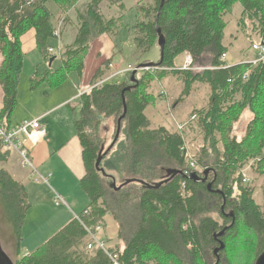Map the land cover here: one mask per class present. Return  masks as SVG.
<instances>
[{"label": "trees", "instance_id": "trees-1", "mask_svg": "<svg viewBox=\"0 0 264 264\" xmlns=\"http://www.w3.org/2000/svg\"><path fill=\"white\" fill-rule=\"evenodd\" d=\"M52 1L65 21L70 12L77 10L78 33L74 42L64 48L58 70L52 69V64L44 74L35 72L33 88L44 81L58 87L73 72L82 77L91 44L106 34L115 37L123 27L124 15L107 20L101 14L100 6L106 0H92L84 13L77 8L80 0H0V53L4 59L0 68L4 94L0 123L6 130L13 127L12 116L18 103L25 55L23 36L34 30L37 49L45 63L54 57L49 53L53 47L48 45L50 39L57 38L48 6ZM237 4L242 8L240 23L244 28L250 24L251 32L259 37L258 43L250 42L253 50V46L264 44V0H165L163 6L162 0H154L150 6L138 4L136 24L129 31L136 53L145 56L156 51L159 28L165 49L162 56L158 50L159 60L154 64L170 70L155 76L145 73L138 79L139 86L130 91L125 90L131 86L132 73L123 81L93 88L79 97L80 111L74 127L86 171L80 186L89 199L85 209L89 214L83 223L92 230L99 226L106 229L107 217L113 218L117 244L111 250L118 252L121 264H216L215 250L220 242L225 248L219 253V264H255L264 252V208L243 178L245 167L253 161L264 174V60L236 65L222 61L229 49L224 44L226 19ZM121 6L124 13L125 6ZM208 52L213 60L203 72L193 73L176 65L179 57L191 55L196 63ZM110 63L108 60L102 64L91 87L106 74ZM246 73L249 77L244 78ZM167 75L183 83L181 100L193 93L196 84L207 86L210 93L206 107L193 109L191 117L196 116V120L176 132L166 127L151 129L146 115L152 105L149 88ZM125 107V179L116 183L117 188L121 187L117 190L106 183L114 176L104 178L96 163L108 150L101 137L102 122H118ZM246 111L253 118L238 140L233 135L234 125ZM186 129H197L205 142L194 173L204 178L209 170L206 183L169 174L173 170L183 174L188 171ZM115 147L103 158L101 169ZM4 149L0 140V164L9 161L10 151ZM132 180L136 182L123 185ZM156 186L159 187L153 188ZM30 208L26 186L8 170L0 169V242L6 243V239L11 243L14 264H111L101 250L88 249V234L76 220L35 252L21 256L22 229ZM223 230V237L216 239ZM242 231L252 240L242 241Z\"/></svg>", "mask_w": 264, "mask_h": 264}, {"label": "rangeland", "instance_id": "rangeland-1", "mask_svg": "<svg viewBox=\"0 0 264 264\" xmlns=\"http://www.w3.org/2000/svg\"><path fill=\"white\" fill-rule=\"evenodd\" d=\"M91 1L92 0H80L77 6L78 10L84 13V7ZM121 4L125 6L126 10L124 13L121 10ZM138 4L150 6L154 4V0H106L102 2L100 6L101 14L107 20H116L120 18L121 15H124L123 27L115 37L110 35L102 36L99 43V46L102 47L100 50H98V45L95 44L97 40L91 44V47L92 45L94 47L93 49H90L88 53V56L91 54L90 67L93 66L92 63L96 61L104 63L109 59H112L113 64L116 67L122 68H127L128 65L141 66L143 65L142 63L146 61L156 63L159 60L158 44L155 52H151L145 56H139L136 53V46L129 31L136 24L137 19L135 7ZM48 6L53 14V22L56 29L60 28L62 33L60 41L58 38H52L48 43L49 46L58 50V54L56 55L57 60L53 63L52 67V69L58 70V68L61 67L60 56L63 54L64 48L72 44L71 42L75 40L74 36L78 33V14L77 10L72 11L69 13L70 17L68 20L65 21V19H63L64 16H61V11L55 2H50ZM241 12V6L240 4H237L234 6L233 10H231L226 19L228 27L224 44L229 47V49L225 55V61L232 65L242 62H253L256 60L257 53L251 49L250 42L253 41L258 43L260 41L259 37L251 32L250 24L244 28L240 23ZM30 32L31 31L27 32V34H30ZM27 34H25L23 38L27 36ZM105 42L111 45V49L107 50L104 48ZM25 51L26 55H24V66L20 77L18 91V103L13 113L14 119L16 121L20 119L21 121L26 119H40L41 125L49 128L50 137L46 141L51 142V140H53V142H66L69 145L67 146L68 150L65 149L61 155H58L59 153L57 152H53L52 158H54V162L56 161L58 169L63 171L65 181L70 184L67 187L56 188L54 185V179H49L48 175L44 173L43 174L46 176L44 178H47L48 184L41 178H39L38 182L34 181V176L33 178L29 177V175H33L31 169L22 167V161L15 152H10L9 161L0 164V169L8 170L15 180L19 182L22 180L24 181L28 193V202L31 205L22 229L23 242L21 244V256L35 252L54 235L66 227H64L65 224L60 225L58 222L62 219H66L64 216H67L70 213L68 209L64 207L58 208L56 207L57 205L55 206L52 189L58 192L69 205L71 204V200L78 208H86L89 205V199L82 188L79 187L80 183L76 191L72 188V180H75V178L78 177L77 173L79 171V166L77 170H74L75 167L72 160L73 150L71 146V142H78L74 121L79 115V97L85 88H87V78L86 80L85 78L82 80L81 76L76 72H73L66 77L58 87H51L48 82L44 81L38 87L33 88L32 78L34 77L35 72L38 70L40 73L44 74L49 69V63H45L43 56L38 49L30 51V48L26 46ZM97 51H99V55H97ZM187 55L184 56L185 58L179 57L176 60V65H182V68ZM212 60V55L208 52L204 56L198 58L196 63L194 62V67L191 71L193 73L203 72L211 66ZM153 67H158V65ZM158 72L162 71L159 70L150 74L155 76ZM142 75H144V73L138 72L136 76L137 79ZM124 79L125 77L123 76L118 79V82L123 81ZM155 81L152 83L154 86L150 87L148 90V94H151L152 96V105L149 106L146 111L147 117L151 120L152 129L166 127L172 132H176L179 130V125L188 124L191 120L194 108H202L208 105L210 93L207 86L198 84L194 85L195 89L193 93L189 97L181 100L183 85L176 77L165 76L163 79H160L161 82L165 83L164 87L159 86ZM161 88H164V90ZM162 91L166 92L167 95L162 93ZM163 96L165 97V101L161 98ZM252 116L253 115L249 111H246L234 125L233 135L237 137L238 140L243 138ZM117 128L118 122L114 119L104 120L102 122L101 137L105 144V150H107L113 143ZM124 130L125 122L121 123L120 137L111 157L106 159L102 164V169L105 173L108 176H114L116 183L118 184L125 179L122 157L123 146L126 145L127 139ZM186 130H188L185 131L188 134L186 142L187 159L189 163L194 162L197 165L198 159L200 158L199 153L202 148H205V142L197 129L194 132H191L189 129ZM4 150L9 151L7 148ZM61 156H65L67 161ZM80 162L81 153L79 155L78 164ZM257 164L256 161L248 164L243 171V178L244 176L246 177L245 185H250L254 190L256 202L264 208V174L259 171ZM199 169L201 170V167L198 166V170ZM201 171L203 172L204 170ZM21 172L23 174H21ZM100 174L103 176L101 172ZM105 177L106 176H104V178ZM80 181L81 180H79V182ZM106 183L110 186L113 184V181L112 179H107ZM73 184L76 185L75 182ZM59 189L65 193V196L59 191ZM65 200V204L62 206L67 205ZM74 204H71V207H75ZM215 218L220 220L218 216H215ZM106 221L105 235L109 239L117 241L116 223L111 216H108ZM242 234V241L252 240V237L249 234L244 231H242ZM240 237L241 235L236 237L237 242ZM5 241L6 243L4 241L1 243L3 250L12 260H16L13 248L10 246L11 243L6 239ZM111 246H114V244ZM247 247L248 246L245 248L247 250L246 253L249 251V248ZM21 259L22 257L19 258V260Z\"/></svg>", "mask_w": 264, "mask_h": 264}, {"label": "built area", "instance_id": "built-area-1", "mask_svg": "<svg viewBox=\"0 0 264 264\" xmlns=\"http://www.w3.org/2000/svg\"><path fill=\"white\" fill-rule=\"evenodd\" d=\"M61 30L60 28L56 31V37L60 41L61 37ZM253 50L257 53L258 58L254 60L252 63L257 64L258 62L264 60V44H258L253 46ZM49 53L56 56L58 54V50L56 48H50ZM222 61H225V57L222 58ZM194 67V59L191 55H187L184 65L182 67L183 70H192ZM168 71V68H161L158 67H151V66H133L128 65L127 68L116 67L113 63H110L106 74L99 79L96 84L89 88L88 91L92 90L93 88H103V86L107 83H112L118 81L121 77H127L131 73L137 71L142 73H152L156 71ZM249 77V73H246L244 78ZM86 91V92H88ZM84 92L81 93V95ZM80 95V96H81ZM196 120V116L191 117V121ZM186 124L179 125V130H184ZM178 130V131H179ZM48 137V132L44 126L41 125L40 119L35 120H23L16 126L11 127L10 129L6 130L2 124L0 123V140L3 143L4 148H7L10 152H15L18 154L22 161V167L31 169L33 176L37 177L36 181L41 178L45 183L48 184V180L40 176L32 162L31 158V151L33 148L37 147L39 143L44 141ZM196 164L194 162H190L188 171L185 172L186 176H190L194 173L196 169ZM244 181L246 182V177L244 176ZM183 190H185V185H183ZM55 204L57 206L65 204L64 200L60 196H55ZM89 213L87 210L83 212V215L78 214L75 215L74 220L80 222L90 239L88 244V249L93 250L95 248L101 250L110 260L111 264H121L119 254L116 250L112 251L111 246L112 244L109 242L107 236L105 235V229L101 226L97 227L95 230L90 229L83 223V218L87 216Z\"/></svg>", "mask_w": 264, "mask_h": 264}, {"label": "crops", "instance_id": "crops-1", "mask_svg": "<svg viewBox=\"0 0 264 264\" xmlns=\"http://www.w3.org/2000/svg\"><path fill=\"white\" fill-rule=\"evenodd\" d=\"M71 13V12H70ZM70 17V16H69ZM77 35V33H76ZM107 35V34H106ZM104 37V35H103ZM76 38V36H74V39ZM102 38V37H100ZM100 38L95 42L96 45H98V50H100V47L99 46V43H100ZM107 40V39H106ZM74 41V40H73ZM73 41L71 43H73ZM23 52L25 53L26 55V51H25V48L26 46L28 48H30V51H33V50H37V44H36V32L33 30H31L30 34H27V36H25L23 38ZM94 44V45H95ZM105 44V47L107 50L111 49V45L108 44V43H104ZM26 45V46H25ZM71 45V44H70ZM69 46V45H68ZM93 45L91 47V49H93ZM98 52V54H97ZM96 54L99 55V51H97ZM90 57H91V54L90 56H87V59H86V62H85V71H84V74L82 76V80L85 78H87V88H85L86 91L89 90L90 86H91V81H92V78L94 77V75L96 74V72L101 68L103 62L101 63V61H96L94 63H92L93 66L90 67ZM184 57V56H183ZM185 58V57H184ZM111 60V63H113L112 59H109ZM3 56L2 54L0 53V68L3 64ZM108 61V60H107ZM232 65V64H230ZM236 65V64H235ZM178 67H181L182 65H177ZM103 70H105L103 68ZM143 76V75H142ZM141 77V76H140ZM166 77H171L170 75H167ZM178 80V79H177ZM157 81V82H156ZM155 83H157L159 86L161 87H164L165 83L161 82L160 80H156ZM154 83V82H153ZM183 85V83H181ZM154 86V84L151 85V87ZM162 90H164V88H161ZM85 90L83 92H85ZM162 93L166 94V92L162 91ZM167 95V94H166ZM3 90H2V87L0 85V111H1V108L3 106ZM164 101H165V97H161ZM68 101V100H67ZM66 101V102H67ZM65 103V102H64ZM63 103V104H64ZM147 111V110H146ZM12 125L13 126H16L18 125L19 123H21V119L16 121L14 119V116H12ZM253 118V116H252ZM252 118L249 120V122L252 120ZM27 120V119H26ZM150 120V119H149ZM151 121V120H150ZM179 124V123H178ZM249 124V123H248ZM44 126V125H43ZM248 126V125H247ZM48 132V137L42 141L41 143H39L37 145V147L33 148V150L31 151V158H32V162L38 172V174L40 176H42L43 178L46 177L44 174H47L49 179L51 178L52 180L54 179V182H55V187L56 188H62V187H67L69 186L70 183H68L67 181H65L64 179V174H63V171L58 169L57 167V164H56V161L54 162V158H52L53 156V152H57L59 153L58 155H61L63 153V151L65 149H67V146H69L66 142H53V140H51V142H48L46 141L49 137H50V134H49V128L47 126H44ZM152 129V128H151ZM178 131V130H177ZM77 135V134H76ZM77 141L78 142H71V146H72V153H73V156H72V160H73V164H74V167L75 169L74 170H77L78 169V166H79V171L77 173L78 177L75 178V180H72V188L73 190L76 191L77 187L79 186V180H82L83 177L85 176V166H84V163H83V157H82V148H81V143L77 137ZM68 150V149H67ZM69 153V151H68ZM81 153V162L78 164V161H79V155ZM65 161H67V158L65 156H61ZM70 157V156H69ZM82 165V166H81ZM84 167V168H83ZM44 173V174H43ZM21 174H23L21 172ZM30 178H33V175H29ZM35 177V176H34ZM80 178V179H79ZM37 177L34 178V181H36ZM47 179V178H45ZM32 180V179H31ZM38 182V181H36ZM76 183V185H74L73 183ZM21 183H24V181L22 180ZM46 185V184H45ZM26 186V185H25ZM81 187V186H79ZM60 192H62L65 196V193L59 189ZM52 192L54 194V199L55 200V196H60L61 198H63L58 192H56L55 190L52 189ZM86 195V194H85ZM67 197V196H66ZM88 198V197H87ZM64 199V198H63ZM65 200V199H64ZM66 201V200H65ZM67 203V201H66ZM71 204H74L71 200ZM71 204L69 205L67 203V205H64V206H55L58 207V208H61V207H64L66 209H68L69 211V215L67 216H64V218L66 219H62L58 222V224H65V226H67L69 223H71L70 221H73L74 218H75V215H78V214H81L83 211H85V209L87 208H82V207H77L75 204V207H71ZM72 218V219H71ZM105 233V231H104ZM108 238V237H107ZM108 240H110L109 242L111 244H114L116 245L117 244V241L116 240H111L108 238Z\"/></svg>", "mask_w": 264, "mask_h": 264}, {"label": "water", "instance_id": "water-1", "mask_svg": "<svg viewBox=\"0 0 264 264\" xmlns=\"http://www.w3.org/2000/svg\"><path fill=\"white\" fill-rule=\"evenodd\" d=\"M164 1L165 0H162V6L164 4ZM157 34H158V42H157V44H158L159 49L161 50V56H162L163 52H164V49H165V38H164V36H163V34H162V32H161V30L159 28L157 29ZM262 45H263V43H262ZM56 58H57L56 56L51 58V60L49 62V67H52V64L54 63ZM155 65H157V64L149 63V64H146V65L143 64L142 66H151L152 67V66H155ZM137 74H138L137 71L132 73V76H131V79H130L131 86L126 88L125 91H130V90L135 89V88H137L139 86L138 79L136 77ZM126 112H127V110H126V107H125L124 114L118 121L117 133H116V136H115V139H114L113 143L108 148V150L98 159V161L96 163L97 170L100 171L103 174V176L107 177L108 175L105 173V171L103 169L100 168V165H101V163L103 161V158L114 148V146L116 145V143H117V141H118V139L120 137L121 122L125 118ZM208 173H209V170L205 171L204 178H201L197 173H193L190 176H186L181 171H174L173 170V171L169 172V174L173 175V176L181 175V176H184V178H187L188 180H195V181H199L200 180V181H203L204 183L207 182ZM111 178H112V181H113L112 187L117 189V190H121V187L117 188L115 178L114 177H111ZM134 182H136V180L126 181L123 185L126 186V185H128L130 183H134ZM158 187L159 186H156V187H153V188L157 189ZM211 187H212V185L209 184L208 185V189L211 190ZM222 209L224 211V207ZM224 233H225L224 230L221 231L220 233L216 234L215 238L218 239V238L223 237ZM224 248H225V245L223 244V242H220V247L215 250V255L217 256V263L216 264H219V262H220L219 253H220V251L224 250ZM0 264H14L13 260L3 250L1 242H0ZM255 264H264V252L258 257V259L256 260Z\"/></svg>", "mask_w": 264, "mask_h": 264}, {"label": "bare ground", "instance_id": "bare-ground-1", "mask_svg": "<svg viewBox=\"0 0 264 264\" xmlns=\"http://www.w3.org/2000/svg\"><path fill=\"white\" fill-rule=\"evenodd\" d=\"M122 123V122H121Z\"/></svg>", "mask_w": 264, "mask_h": 264}]
</instances>
